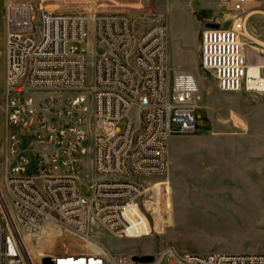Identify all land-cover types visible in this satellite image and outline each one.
I'll use <instances>...</instances> for the list:
<instances>
[{
	"label": "built area",
	"instance_id": "1",
	"mask_svg": "<svg viewBox=\"0 0 264 264\" xmlns=\"http://www.w3.org/2000/svg\"><path fill=\"white\" fill-rule=\"evenodd\" d=\"M221 2L232 21L202 30V67L223 91L264 93V44L246 35L264 0ZM168 11H56L6 0L0 264H35L27 242L51 229L84 250L38 251L40 264H264V251L179 252L175 245L140 261L113 253L89 231L96 222L131 236L138 210L145 214L142 204L169 174L171 135L198 130L201 87L193 71L171 61ZM85 164L89 195L80 192ZM58 166L67 172H54Z\"/></svg>",
	"mask_w": 264,
	"mask_h": 264
},
{
	"label": "rangeland",
	"instance_id": "2",
	"mask_svg": "<svg viewBox=\"0 0 264 264\" xmlns=\"http://www.w3.org/2000/svg\"><path fill=\"white\" fill-rule=\"evenodd\" d=\"M0 0V183L4 180L7 131L2 98L5 88V22ZM36 7L66 3L75 10L124 9L140 6L163 12L170 27L172 63L193 71L201 87L198 130L175 131L170 139V169L143 204L131 236H115L96 222L90 233L113 253L157 255L164 246L179 252L264 251V93L223 91L211 71L202 67L201 32L211 22L231 23V11L221 0H33ZM264 6L254 13L247 32L264 44ZM150 19L145 20L146 25ZM256 34L257 36H255ZM262 34V35H259ZM259 35V36H258ZM45 93H36L43 99ZM129 116L139 121L137 108ZM124 126V121L119 122ZM31 163H32V157ZM31 171V169H30ZM54 172H67L58 166ZM88 165L79 172L80 192L89 195ZM149 219V220H148ZM151 224V227L149 225ZM152 229V232L151 230ZM27 242L35 264L38 251L58 253L66 246L83 251L72 235L56 234ZM148 234V235H147ZM164 264V263H160Z\"/></svg>",
	"mask_w": 264,
	"mask_h": 264
},
{
	"label": "crops",
	"instance_id": "3",
	"mask_svg": "<svg viewBox=\"0 0 264 264\" xmlns=\"http://www.w3.org/2000/svg\"><path fill=\"white\" fill-rule=\"evenodd\" d=\"M50 5V4H49ZM49 5L47 4H43V5H40L41 8H45V9H49V10H58V11H69V10H75L73 9L72 6L70 5H67L66 3H53L52 4V8H48ZM259 35H262V34H259ZM258 35V36H259Z\"/></svg>",
	"mask_w": 264,
	"mask_h": 264
},
{
	"label": "water",
	"instance_id": "4",
	"mask_svg": "<svg viewBox=\"0 0 264 264\" xmlns=\"http://www.w3.org/2000/svg\"><path fill=\"white\" fill-rule=\"evenodd\" d=\"M207 26H211V27H219L220 26V23L219 22H211V23H208ZM134 259L136 260H140V261H149L152 259V255H146V254H143V255H134L133 256ZM49 259L48 258H45V262H47Z\"/></svg>",
	"mask_w": 264,
	"mask_h": 264
},
{
	"label": "bare ground",
	"instance_id": "5",
	"mask_svg": "<svg viewBox=\"0 0 264 264\" xmlns=\"http://www.w3.org/2000/svg\"><path fill=\"white\" fill-rule=\"evenodd\" d=\"M262 12H264V11H262ZM246 35H247L248 37H252L251 34H250L249 32H247V31H246ZM250 65H251V67H250V71H251V72H254V73H257V71H258L257 66H252V64H250Z\"/></svg>",
	"mask_w": 264,
	"mask_h": 264
}]
</instances>
